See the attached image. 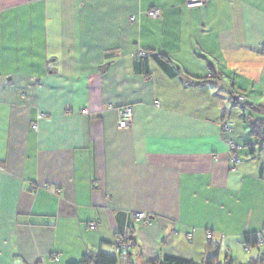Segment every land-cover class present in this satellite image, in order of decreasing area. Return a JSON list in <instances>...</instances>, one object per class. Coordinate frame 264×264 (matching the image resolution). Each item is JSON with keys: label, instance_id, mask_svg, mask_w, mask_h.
Masks as SVG:
<instances>
[{"label": "crops", "instance_id": "0c3cea01", "mask_svg": "<svg viewBox=\"0 0 264 264\" xmlns=\"http://www.w3.org/2000/svg\"><path fill=\"white\" fill-rule=\"evenodd\" d=\"M184 4L0 0V264L264 254V147L243 110L264 107V0Z\"/></svg>", "mask_w": 264, "mask_h": 264}, {"label": "trees", "instance_id": "16d2710c", "mask_svg": "<svg viewBox=\"0 0 264 264\" xmlns=\"http://www.w3.org/2000/svg\"><path fill=\"white\" fill-rule=\"evenodd\" d=\"M146 57L148 56V53H146ZM145 57V58H146ZM159 64L161 67L172 77H175L176 74H174V71L170 67V60L166 56H160L157 58ZM198 84H207L209 78H196L195 79ZM243 110H247L249 114L245 117V120L250 125V135L252 138L256 141L257 145H260L262 148L264 147V107H258L253 106L250 104H245L243 107ZM230 119V118H229ZM232 122V128L229 133H223L224 135H229L234 130V124ZM227 140L234 141L237 145L238 143L232 139V138H225V142ZM239 146V149H241V146ZM248 148H250L252 151L254 150V146L249 144L247 145ZM239 149L234 150L231 154L232 162L237 163L239 161L238 156L236 153L239 151ZM236 157L237 159L234 160L233 158ZM252 237V238H251ZM123 238V237H122ZM120 238V239H122ZM119 240V239H118ZM133 240V239H131ZM259 244V239L257 238V233L254 234H246L244 237V246L246 248H250L253 246H257ZM119 248V247H118ZM211 248V246H210ZM120 249V248H119ZM212 249V248H211ZM121 253H129V252H123L120 250ZM219 254L217 249H212V253L206 257V259L201 264H222L219 262ZM118 257L106 253H87L85 254L81 261L73 264H118ZM146 264H196L192 261L187 260H181L171 257H166L162 261L159 260H151ZM223 264H234V262L229 259L225 258V261ZM247 264H264V254H260L259 256L255 258H251L250 261Z\"/></svg>", "mask_w": 264, "mask_h": 264}, {"label": "built area", "instance_id": "2783aa9c", "mask_svg": "<svg viewBox=\"0 0 264 264\" xmlns=\"http://www.w3.org/2000/svg\"><path fill=\"white\" fill-rule=\"evenodd\" d=\"M208 0H185V8L187 9H194V8H202L206 6ZM147 15L152 19H159L161 17V10L160 9H152L148 11ZM135 18H131V21L133 22ZM145 52H140V57H146ZM83 113H87V111H83ZM116 113L118 115V126L121 130H127L131 127L133 122V109L131 106L118 108L116 109ZM34 130H37V125L34 124L32 126ZM232 128V122L230 119L226 118L222 124H221V130L223 133H229ZM228 150L230 153H232L234 150L239 149V146L232 140L226 141ZM234 160L237 158L234 157ZM138 220L144 221L146 224L150 225V222L148 221V217L143 214H137L136 215ZM91 227L95 228V224H92ZM257 238L259 239V242L262 244L261 237L257 235ZM134 241L129 239L128 237H123L122 239L117 240V246L120 248L123 252H129L134 248Z\"/></svg>", "mask_w": 264, "mask_h": 264}, {"label": "rangeland", "instance_id": "374dc122", "mask_svg": "<svg viewBox=\"0 0 264 264\" xmlns=\"http://www.w3.org/2000/svg\"><path fill=\"white\" fill-rule=\"evenodd\" d=\"M250 259H251V257H248V259L244 260L243 263H241V264H247L250 261ZM224 261H225V257H221V259L219 260V262L222 264L224 263ZM199 264H201V263H199ZM235 264H238V263H235Z\"/></svg>", "mask_w": 264, "mask_h": 264}]
</instances>
